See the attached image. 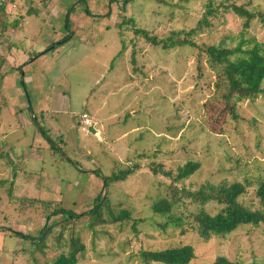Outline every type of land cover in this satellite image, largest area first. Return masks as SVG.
I'll use <instances>...</instances> for the list:
<instances>
[{"label": "rangeland", "instance_id": "obj_1", "mask_svg": "<svg viewBox=\"0 0 264 264\" xmlns=\"http://www.w3.org/2000/svg\"><path fill=\"white\" fill-rule=\"evenodd\" d=\"M210 2L221 9L193 36L199 46L264 44L262 17L245 26L223 8L264 14V0H132L126 8L125 0L12 2L0 26V141L9 134L0 142V264L51 263L76 240L85 251L78 264H145L142 248L186 244L195 248L191 264H215L219 256L264 264V225L204 239L193 215L219 212L217 202L180 200L174 213L182 227L153 209L173 195L172 180L160 170L176 175L190 161L200 167L176 183L179 189L242 182L240 201L261 207L264 94L245 98L241 86L229 92L222 68L202 49H163L135 32L163 39L188 31ZM84 112L96 119L100 137L80 124ZM153 165L162 166L159 173ZM135 166L105 189L106 176ZM100 194L109 196L115 218L123 210L129 217L113 221L104 208L92 225L88 215L70 221L53 213L89 212ZM46 227L52 229L39 245Z\"/></svg>", "mask_w": 264, "mask_h": 264}, {"label": "trees", "instance_id": "obj_2", "mask_svg": "<svg viewBox=\"0 0 264 264\" xmlns=\"http://www.w3.org/2000/svg\"><path fill=\"white\" fill-rule=\"evenodd\" d=\"M32 1V0H30ZM34 1V0H33ZM15 2V0H11ZM132 0H125L124 7L126 8ZM225 10H232L235 14L244 19L245 26L250 25L251 21L257 16L264 19V14L259 12L256 14L253 11L248 10L243 5L231 4L229 6L223 5ZM8 10V7H5ZM221 9V6H215L213 2L209 3L205 16L200 20L198 25L190 30H183L173 32L167 38H159L145 29H136L137 35H142L145 39L150 41L152 44L162 46L163 49H171L176 47H191L202 49L210 59L223 70L224 78L228 82L229 92L234 93L237 86H241L245 95V98H256L257 96L264 94V44L254 40L249 41L246 46H243V42L234 47L216 46L210 45L201 47L193 39V36L204 30L205 26L210 24L209 19L217 14ZM90 13L89 9H86ZM0 26L5 24V21H0ZM3 28V27H2ZM67 40V37L62 41L54 44L55 46L46 49L45 52H38L35 57L46 53L50 49L57 48L59 45L62 46ZM2 42L0 40V46ZM58 45V46H57ZM51 47V48H50ZM124 47V46H123ZM1 57V56H0ZM31 59V57H30ZM4 59L0 58V64H3ZM229 95H232L229 93ZM3 144V142L1 143ZM155 173H159L158 169H161V165L152 166ZM200 167L199 162L190 161L184 166L179 167L178 173L173 175L172 171H166L161 169L167 177H170L172 184L170 186L171 192L173 193L171 199L162 198L155 202L153 209L156 213L168 218L167 223L174 224L176 227L183 226V218L176 213V203L180 200L189 198L193 202L207 204L210 202H217L222 205L219 212L212 214L205 209H200L193 215L194 222L196 224L197 231L200 236L204 239H210L212 236H227L239 229L242 226L250 225L258 228L264 225V181L259 183L256 190V196L259 198L261 207L252 208L247 206L240 201V197L246 193L247 187L242 182H233L231 184L223 183L220 185H204L196 191L189 190L187 188L179 189L176 185L181 179L188 178L194 174ZM136 168L122 169L117 173L108 175L104 178L105 189H108L114 182L126 180L130 175L136 172ZM7 180H3L1 183L5 184ZM15 181L10 183L7 195H12ZM26 198L24 201H29ZM111 200L109 196L98 195L96 199V205L89 211L81 214H74L73 212H65L63 208L54 210V214H64L66 219L78 218L88 215L93 219V224L97 223V220H102L103 209L108 208L110 216L113 221H119L127 219L130 213L126 210L121 211V215L115 218L116 211L112 210ZM110 217V221H111ZM51 219V217H47ZM52 228L46 227L43 229V234L40 237L39 245L44 241L45 237ZM25 236L24 234H20ZM74 241V247L69 254H60L53 262L47 264H78L79 259L84 256V246ZM83 251V252H81ZM140 255L145 264L161 263V264H191L193 259L196 257L195 248L192 245H180L175 247H168L165 249H147L142 248ZM81 256V257H80ZM215 264H235L226 256H219L215 261ZM250 264H262L259 262H253Z\"/></svg>", "mask_w": 264, "mask_h": 264}, {"label": "built area", "instance_id": "obj_3", "mask_svg": "<svg viewBox=\"0 0 264 264\" xmlns=\"http://www.w3.org/2000/svg\"><path fill=\"white\" fill-rule=\"evenodd\" d=\"M14 5L15 4L12 3L11 0H0V21L5 19V15L8 13L9 7H15ZM5 7H8V10H6ZM83 123L85 126L92 124V119L88 114L83 115Z\"/></svg>", "mask_w": 264, "mask_h": 264}, {"label": "crops", "instance_id": "obj_4", "mask_svg": "<svg viewBox=\"0 0 264 264\" xmlns=\"http://www.w3.org/2000/svg\"><path fill=\"white\" fill-rule=\"evenodd\" d=\"M40 52V51H39ZM36 58H38V57H35L34 58V60L36 59ZM35 80H36V78H35ZM50 86H53V85H50ZM100 108H101V106H100ZM89 113L91 112L90 110L88 111ZM98 112V111H97ZM91 113H95L94 112V110L92 109V112ZM96 115V114H95ZM96 120V119H95ZM94 120V121H95ZM80 124H82V123H80ZM98 128V127H97ZM100 130V129H99ZM101 131L102 130H100V135H101ZM89 134H92V133H89ZM93 135V134H92ZM1 137L3 138L0 142L2 143L4 140H8L9 139V134L8 133H5V132H3V134H1ZM4 143V142H3Z\"/></svg>", "mask_w": 264, "mask_h": 264}, {"label": "clouds", "instance_id": "obj_5", "mask_svg": "<svg viewBox=\"0 0 264 264\" xmlns=\"http://www.w3.org/2000/svg\"><path fill=\"white\" fill-rule=\"evenodd\" d=\"M84 114H88L89 116H90V114H89L88 112H84V113L82 114V120H81L82 125L85 127L84 129H85L86 131H88V133H90V132H89V127L92 126V125H93L94 123H96V122H95V121L93 120V118L90 116L91 119H92V124L89 125V126H85L84 123H83V115H84ZM95 127L97 128V123H96ZM97 129H98V128H97ZM98 130H99V129H98ZM100 136H101V135H100Z\"/></svg>", "mask_w": 264, "mask_h": 264}, {"label": "water", "instance_id": "obj_6", "mask_svg": "<svg viewBox=\"0 0 264 264\" xmlns=\"http://www.w3.org/2000/svg\"><path fill=\"white\" fill-rule=\"evenodd\" d=\"M96 123L89 127V132L100 137V130L95 127Z\"/></svg>", "mask_w": 264, "mask_h": 264}]
</instances>
